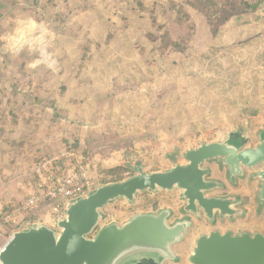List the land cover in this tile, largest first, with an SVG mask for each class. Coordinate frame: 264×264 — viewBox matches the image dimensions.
I'll use <instances>...</instances> for the list:
<instances>
[{
  "label": "rangeland",
  "instance_id": "1",
  "mask_svg": "<svg viewBox=\"0 0 264 264\" xmlns=\"http://www.w3.org/2000/svg\"><path fill=\"white\" fill-rule=\"evenodd\" d=\"M132 1L35 0L23 10L25 26L8 28L9 39L0 41V89L21 82L19 90L54 100L61 117L50 134L53 110L47 108L38 120V112L18 95L22 116L14 123L4 116L6 100L0 93V214L2 204L16 209L43 181L53 186L72 171L86 172L93 191L120 181L118 166L127 169L121 180L137 174L128 166L138 162L148 172L168 169V155L185 162V151L233 130L243 128L256 140L264 126V0L216 36L202 16L188 9L196 28L189 48L166 57L150 38L161 35L157 28L176 17L161 9L183 0H141L158 13L155 24L150 13H134ZM83 47L90 61L81 67ZM29 113L30 120L22 122ZM242 188L254 197L244 183ZM179 194L141 193L135 204L119 200L103 210L99 228L163 207L182 217ZM50 210L40 222L56 227ZM12 213L4 228L7 238L16 227H28L18 226L22 217ZM241 224L264 231V214H251ZM206 229L205 222L198 223L179 251L191 252L190 243Z\"/></svg>",
  "mask_w": 264,
  "mask_h": 264
},
{
  "label": "water",
  "instance_id": "2",
  "mask_svg": "<svg viewBox=\"0 0 264 264\" xmlns=\"http://www.w3.org/2000/svg\"><path fill=\"white\" fill-rule=\"evenodd\" d=\"M255 138L257 144L241 128L185 151L184 163L168 155V169L148 172L141 162L129 165L136 175L70 200L56 227L37 222L14 232L0 249V264H182L185 258L176 246L200 222L212 229L196 237L188 264H264V231L216 228L244 221L252 211L241 194H218L229 185L236 189L242 181L257 182L253 208L256 217L264 212V126ZM213 164L224 179L213 176ZM175 190L183 202L182 217L163 207L99 228L108 205L122 199L135 204L141 193Z\"/></svg>",
  "mask_w": 264,
  "mask_h": 264
},
{
  "label": "trees",
  "instance_id": "3",
  "mask_svg": "<svg viewBox=\"0 0 264 264\" xmlns=\"http://www.w3.org/2000/svg\"><path fill=\"white\" fill-rule=\"evenodd\" d=\"M132 3L133 5H131V9L134 13H150L153 18V23H156L158 13L154 9H149L141 0H133ZM260 5V0H183L182 2H173L171 7L168 9L162 8L160 12L162 14H167L168 11L175 12V19L173 20L170 18L163 27L161 26L157 28L159 32H162L161 35L151 36L150 39L152 44L155 42L160 44L157 46V51L161 56L166 57L173 53H184L189 48V44L196 32L195 24L192 22L188 9L202 16L205 19L211 34L216 36L222 27L232 21L241 22L248 15L258 10ZM65 34L71 35V33ZM85 50L86 47H83V49L80 50L82 56L79 64L81 67L85 66L90 61L89 59L87 60V52ZM20 84L21 82L18 83L16 81L15 83L10 84L11 90L5 86L0 89V93L3 94V98L6 100V105L3 110L4 116H6L7 119L8 117L10 119L12 118V120L15 121L14 123L21 119L22 110L18 108V95H21L22 97H26V103L29 105L28 108L31 109L32 112H38L36 116V119L38 120L41 119V114L44 110L47 108L53 110L54 115L51 120V125L48 128V132L50 134L53 133L58 127L57 120L61 117L56 102L54 100L42 98L35 91L28 90L27 92H23V90H19ZM64 90L65 87L62 91L64 92ZM31 115L30 113L25 115L26 119L22 117V122H24L23 120H30ZM125 171H127L126 168L118 166L117 175L119 178L117 180H121L122 173ZM41 184L44 186L48 185L44 181ZM54 204L55 201L48 200L41 205L39 209L27 216L18 226H21L24 223H28L27 225L29 226L36 222L44 221L46 218L44 214L47 213V210ZM15 207L11 204H2L0 224L6 223V219L10 216ZM16 231H20V229L16 227Z\"/></svg>",
  "mask_w": 264,
  "mask_h": 264
},
{
  "label": "built area",
  "instance_id": "4",
  "mask_svg": "<svg viewBox=\"0 0 264 264\" xmlns=\"http://www.w3.org/2000/svg\"><path fill=\"white\" fill-rule=\"evenodd\" d=\"M91 187L92 183L90 178L87 177L86 172L82 170L72 171L62 179H59L53 186L40 185L38 190L30 196L26 203L13 210L12 215L21 216L22 221H24V213L30 215L48 200H53L55 204L50 210L51 218H55V220L63 219L68 202L88 194L91 191ZM11 218L9 221L12 222L13 220ZM4 228L5 223L0 224V249L4 245L2 241L5 239L8 240Z\"/></svg>",
  "mask_w": 264,
  "mask_h": 264
},
{
  "label": "crops",
  "instance_id": "5",
  "mask_svg": "<svg viewBox=\"0 0 264 264\" xmlns=\"http://www.w3.org/2000/svg\"><path fill=\"white\" fill-rule=\"evenodd\" d=\"M34 2H35V0H0V41L3 42L5 40L9 39V37H8L9 36V33H8L9 29L8 28H13L14 27V28H18L19 29V28H23L25 26L24 24H26L27 21L23 20V18L26 17V15H24V13H23V10L26 7H29V6L32 7V4ZM180 163H184V162H180ZM215 165L216 164H213V166H215ZM240 188H242V187L240 186ZM256 190H257V186H256V189L254 190V196H255ZM243 191L244 190L242 188V191H238V192H236V194H241L243 197L247 198L248 206H250L252 208V211L250 212L248 218L250 217L251 214L255 215V217H256V214H255V211H254V208H253L254 207V202H253L254 201V197L251 198V199L248 198L246 193H244ZM263 214H264V212H263ZM262 215H261V217H262ZM246 220H244V221H246ZM244 221H237L235 223L227 222V224H224V225L218 224V226L216 228L220 229L222 231H226L228 229H232V228L228 227V225H229L228 223H230V225H236L235 226L236 229H233V230H235V232H237V233H240L243 230H250V231L260 230V229H255L252 226L251 227H244V226L240 227L242 225L241 223L244 222ZM206 228L207 229L203 230V232H209L212 229L208 225L206 226ZM189 235H190V233L187 236V241L186 242H189L188 241ZM195 239H196V237L193 239V243H190V246H192V250H193V247H194ZM181 245L176 246V250L181 256L186 258L185 261L182 263V264H185V262H187L188 256L192 253V251L191 252L189 251L187 253L188 256L186 255L187 256L186 257L185 255H183L184 253L179 251V249H178V247L181 246Z\"/></svg>",
  "mask_w": 264,
  "mask_h": 264
},
{
  "label": "flooded vegetation",
  "instance_id": "6",
  "mask_svg": "<svg viewBox=\"0 0 264 264\" xmlns=\"http://www.w3.org/2000/svg\"><path fill=\"white\" fill-rule=\"evenodd\" d=\"M253 143H254V144H257L258 142H257V140H253ZM212 168H213V176H214V177H218V178H222V177H223L222 175H220L217 166H213ZM243 183L246 185V188H247V189H252L253 191L256 189L257 182H254V183L249 184L247 181H242V182L240 183V186H241V187H243ZM240 186H239V188H240ZM229 187H230V190L235 189V188L231 187L230 185H229ZM237 189H238V188H237ZM176 216H177V214H176ZM228 224H229L228 227H230V228H232V229H236V227H235L236 225H230V223H228ZM206 226H207V225H206V223H205V227H206ZM226 228H227V227H226ZM185 264H187V263L185 262Z\"/></svg>",
  "mask_w": 264,
  "mask_h": 264
},
{
  "label": "bare ground",
  "instance_id": "7",
  "mask_svg": "<svg viewBox=\"0 0 264 264\" xmlns=\"http://www.w3.org/2000/svg\"><path fill=\"white\" fill-rule=\"evenodd\" d=\"M20 40H21V39H20ZM22 40H23V39H22ZM22 40H21V41H22Z\"/></svg>",
  "mask_w": 264,
  "mask_h": 264
}]
</instances>
